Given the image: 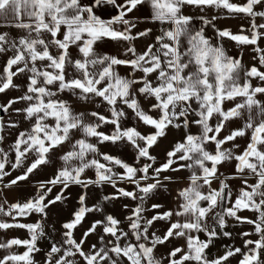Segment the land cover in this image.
Masks as SVG:
<instances>
[{"label":"snow or ice","instance_id":"obj_1","mask_svg":"<svg viewBox=\"0 0 264 264\" xmlns=\"http://www.w3.org/2000/svg\"><path fill=\"white\" fill-rule=\"evenodd\" d=\"M108 6L116 14L105 18L99 13ZM186 6L214 7L227 17L250 18L247 29L243 25L239 33L217 29L216 36L218 41L227 38L241 47L253 46L259 67L246 68L222 42L210 39L203 26L193 27L194 18L184 14ZM257 6L264 7V0H0V20L4 21L0 27H15L23 33L18 39L0 33V54L6 57L0 67V94L22 92L0 103V111L7 113L23 103L15 112L30 124L18 133L10 149L15 154L10 168L23 171L4 187L26 181L52 163L56 150L67 146L58 157L61 164L54 175L40 182L33 196L23 202L0 203V230L19 228L28 233L27 238L0 242V249L9 250L0 257V264H37L35 255L42 251L38 244L46 235L48 210L66 200L73 186L82 190L78 207L62 223L59 240H53L45 254V264H77V256L83 264H164L155 249L172 239H182L184 244L167 253V264H227L237 255L241 257L238 264H264V101L258 98L264 96V48L258 43L264 39V23H257L258 17L264 19V11H257ZM135 11L160 25L154 43L142 52L134 41L149 36L152 29L133 31L136 24L130 14ZM200 20L202 25L212 22L203 16ZM105 41L122 45L123 51H100ZM122 66L131 71L122 75ZM20 77L25 78L23 88L15 83ZM253 79L260 83L253 86ZM64 94L74 102L61 98ZM227 103L232 106L226 108ZM90 105L94 106L91 110ZM129 119L136 123L126 126ZM237 121L238 126L230 127ZM140 125L152 131L142 133ZM105 126L111 130L102 131ZM5 127L0 118V141ZM169 130L183 135L174 137L164 161L156 166L157 157L150 150ZM238 138L246 139L242 150ZM105 143L118 150L131 149L134 162L101 152L99 145ZM141 160L147 162L141 165ZM225 164L233 166L230 175L220 171ZM7 165L9 154L0 148V181L9 175ZM89 170L94 178L87 175ZM181 171L189 174L186 183L175 189V207L147 218L146 200L160 188L167 190L162 179L181 183L179 178L162 174ZM232 180L241 182L235 192ZM217 181L219 186L213 187ZM121 183L132 185V190L120 187ZM104 185H110L114 193L88 205V189ZM57 186L59 192L49 198ZM120 198L137 201L125 217L127 231L101 204ZM162 207L151 205L152 210ZM245 209L257 213V218L241 216ZM94 212L102 219L94 220L77 240L75 230ZM33 214L40 220L19 222L18 218ZM228 218L253 225L259 238L244 239L243 248L230 247L210 259L207 250L214 240L232 236L224 230ZM156 221L168 223L163 235L150 234ZM98 229L103 233L100 246L93 244L85 251L87 238ZM14 247L25 250L11 251Z\"/></svg>","mask_w":264,"mask_h":264},{"label":"rangeland","instance_id":"obj_2","mask_svg":"<svg viewBox=\"0 0 264 264\" xmlns=\"http://www.w3.org/2000/svg\"><path fill=\"white\" fill-rule=\"evenodd\" d=\"M232 2L236 3H244L246 0H232ZM257 11H264V7L257 6ZM239 18L238 21H241L242 24L246 29L250 26V18H245L242 15L237 16ZM257 23H264V19L257 18ZM240 31V30H238ZM7 32L10 34L13 38H19L20 35L23 33L16 29L15 27H0V33ZM259 46L261 48H264V39L260 40ZM236 46L242 51V53L246 57V61L248 63V67H251L252 65H257L259 67L258 63V55L253 51V46ZM255 57V59H254ZM6 57H4L2 54H0V67L5 62ZM264 70V69H262ZM257 84L260 82L256 80ZM15 83L21 85V88H23L25 84V78L20 77L19 79L15 80ZM22 92L19 90H9L6 94H0V103H5L8 99L14 98L16 96L21 95ZM61 98L74 100L73 97L64 94ZM264 99V96H263ZM24 107L23 103H17L13 106V109L9 112H3L0 111V118L3 119L6 127L4 129V132L2 133L4 136L3 141H0V148H3L4 151L8 152L9 154V165L6 166V170L9 171V175L5 177L4 183H8L12 179H14L17 175H20L23 171V168L19 169H11L10 163L14 162L15 154L13 151H11V147L18 135V133L22 130H25L30 127V124L28 121H25L23 116L20 114H17L15 112L16 108H22ZM101 112H104V114H107L106 110L104 108L98 109ZM129 116L131 117V113L129 112ZM9 122H15L19 126L16 128H9L7 127V124ZM136 123L134 119H129L125 122L126 126H133ZM102 131L109 132L111 130V126H105L101 129ZM142 133H147L152 131L150 128H146L143 125L139 126V129ZM99 149L101 152H108L112 155H118L121 156L123 159H125L129 163L134 162V153L131 149L127 150H118L115 146L105 143L103 145H99ZM152 153V149L150 150ZM153 155V153H152ZM30 161H25V164L29 163ZM147 161L141 160L140 164L146 163ZM158 166V160L157 165ZM122 171V170H121ZM54 175V168H53V157H52V163L48 166H43L41 170L36 171L35 173L31 174L30 177L23 182H19L18 184L21 185H28V198L33 196V194L36 191V188L38 184L42 181H46L50 179ZM177 178V177H174ZM162 179V178H161ZM162 183L167 186V190L164 188L158 189L155 194L146 200L145 202V208L147 211L145 212V216L147 218H150L152 215H155L157 212H163L165 210H168L172 208V194L170 191V182L169 181H163ZM120 187H125L128 190H132L133 186L127 183H121L119 185ZM213 187H218L219 182H214ZM81 188L79 186H73L69 192L67 193L68 198L64 200L63 202H57L56 205L52 206L48 210V217L44 221L45 226V232L46 235L43 237L40 241L38 246L42 249V251L35 255V260L37 261V264H45V254L50 248V245L53 240H59L60 233L62 231L61 225L63 222L71 218V214L74 210L78 207V195L81 193ZM115 189H113L110 185H104L102 187H95L91 186L88 189V205L95 204L100 198L104 195H111L113 194ZM59 192V186L53 189V192L50 194L49 198L54 197ZM137 201H132L128 198H120L117 200H111V201H101V204L104 208L105 213H111L117 218H119L122 221L121 227L124 228V230H128L127 221L125 220V217L130 214L131 209L136 205ZM154 203H159L163 205L162 208L157 210H152L151 205ZM124 205H128V209L126 210L124 208ZM102 219V216L100 213H91L88 214L85 218V220L82 223V226H79L75 232V238L79 240L82 237V234L88 229V227L91 225V223L94 220ZM37 220H40V216L33 214L28 218V223L35 222ZM168 223L166 221H156L154 222L153 226L150 228V234L151 232H155L157 235H163V233L166 231L168 227ZM225 231L231 232V237H224L220 235L217 239L214 240L213 244L210 246V248L207 250L209 258H215L219 255H223L224 252L230 248V247H241L243 248V241L244 239H252L256 240L259 238V236L254 231V226L251 224L246 223L245 225H228L224 229ZM219 231V230H218ZM244 232H250L252 233L248 237H243L241 234ZM102 229H98L96 233L90 235L85 244L84 249L85 251H88L91 245L97 244V246H100L99 242V236L102 235ZM201 239H205L203 233L200 234ZM106 240L111 239V237H105ZM6 240H1L0 242H4ZM184 244V241L182 239H172L169 242L165 243L164 245H159L155 249V254L157 258L164 259V264H167L166 256L167 253L174 247V246H182ZM14 247L11 249V251L15 250ZM25 249L23 247H20V252L22 253ZM9 250L6 249H0V257H2L4 254H6ZM246 251V249H245ZM241 257L239 255L229 258L227 264H238V261ZM77 261V264H83V260L79 258L78 256L75 258Z\"/></svg>","mask_w":264,"mask_h":264},{"label":"crops","instance_id":"obj_3","mask_svg":"<svg viewBox=\"0 0 264 264\" xmlns=\"http://www.w3.org/2000/svg\"><path fill=\"white\" fill-rule=\"evenodd\" d=\"M85 3H87V0H84ZM119 2V0H118ZM184 14L186 15H191L193 19V27L199 28V27H204L206 35L212 39L213 41L217 42H222L227 50V52L237 58H241L244 66L247 68L248 63L246 61L245 55L242 53V51L236 46L235 42L230 41L227 38H224L222 41H218V37L216 36L217 29H224V28H229L233 33H239L238 30L241 28V21H238L239 18L237 16H231L227 17L225 14L221 13L219 10H217L214 7H196V6H186L184 8ZM105 18H107L109 15H114L116 14V10L113 9L111 6H108L107 9L99 13ZM203 16L207 18L208 20L212 21L209 25H202L200 17ZM216 17L215 20H213V17ZM130 18L132 19V22L136 24V28L133 30L134 32L136 31H142L144 29L151 28L152 32L150 33L149 36L139 38L136 41H134L138 52H142L146 49V46L149 43H154L155 36L159 34V29L160 25L158 23H154L151 20L147 19L145 15H142L141 11H135L134 13L130 14ZM4 21L0 20V24H3ZM165 27H168L165 25ZM100 51L107 52L109 54H119L123 51V46L118 45L115 42L111 41H105L103 47L100 49ZM73 55L75 56L76 50L72 49ZM119 71L121 72L122 75L128 74L131 70L128 67H120ZM137 76L140 75V73L136 74ZM154 78V77H153ZM253 86L257 85V82L255 79L252 80ZM262 101H264L263 96L258 97ZM142 99V98H141ZM70 102H74V100H70ZM143 102V101H142ZM231 103H227L225 107H231ZM76 107L81 108L82 106L76 105ZM89 109L91 110L94 108L93 105L88 106ZM145 108L147 109V105L145 104ZM153 115H156V113H152ZM51 123V121H50ZM215 123V121H213ZM240 124L239 121H237L235 124L230 125V127H236ZM192 132L195 134L197 132V129L195 127L192 128ZM224 135L227 134V132L223 133ZM77 138L79 134H76ZM183 135V132H177V130H169L168 135L165 138H161L159 141L158 146L154 147L152 149V153L154 156L157 157L158 160V165L159 163L163 162L165 159V152L166 150H169L172 146V144L175 142L174 137L176 139H179L180 136ZM95 143V139L92 141ZM241 145V150L243 149L244 146H246V139L245 138H238L237 141ZM230 147L231 145H227ZM67 150V146H65L64 149H59L56 150V152L53 154V168H54V173L56 169L60 166L61 161H59L58 157L59 155L62 154L63 151ZM221 173L224 175H230L234 169L233 166L230 164H225L221 166L220 168ZM189 173L187 171H181L178 173H164L163 175H169L173 177L179 178L181 183L178 185L175 182H170V191L172 194V208L175 207L174 203V197H175V189H177L180 186H183L186 183V177ZM88 176L94 178V172L89 170L87 173ZM176 178H174L175 180ZM249 182L253 183L254 180L252 178H249ZM240 180H232L230 181V184L232 185L233 191L235 192L238 190L240 186ZM4 180L0 181V203H3L5 200H7L9 203L16 202V201H25L28 199V185H21L18 184L16 186H12L10 188H5L4 187ZM7 206V205H6ZM243 217H247L250 219L255 220L257 218V213L250 211V210H243L242 212L239 213ZM28 218L29 217H22L18 218L19 222L21 223H28ZM8 219L11 222V218H5ZM175 219V217H174ZM228 225H245L246 223H238L232 218H228ZM13 237H19V238H27L28 233L24 229H19V228H13L9 230H0V239L1 240H8ZM14 252H20V248H16L13 250Z\"/></svg>","mask_w":264,"mask_h":264}]
</instances>
